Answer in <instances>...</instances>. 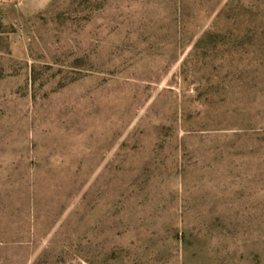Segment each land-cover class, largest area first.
<instances>
[{
	"label": "rangeland",
	"instance_id": "374dc122",
	"mask_svg": "<svg viewBox=\"0 0 264 264\" xmlns=\"http://www.w3.org/2000/svg\"><path fill=\"white\" fill-rule=\"evenodd\" d=\"M0 264H264V0H0Z\"/></svg>",
	"mask_w": 264,
	"mask_h": 264
}]
</instances>
